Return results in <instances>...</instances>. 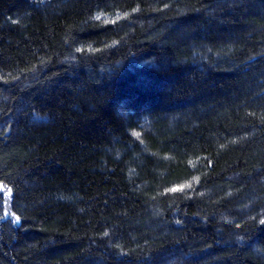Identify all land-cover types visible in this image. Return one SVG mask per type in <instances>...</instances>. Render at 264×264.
<instances>
[{
	"label": "trees",
	"instance_id": "obj_1",
	"mask_svg": "<svg viewBox=\"0 0 264 264\" xmlns=\"http://www.w3.org/2000/svg\"><path fill=\"white\" fill-rule=\"evenodd\" d=\"M0 186V264H264V0H0Z\"/></svg>",
	"mask_w": 264,
	"mask_h": 264
},
{
	"label": "snow or ice",
	"instance_id": "obj_2",
	"mask_svg": "<svg viewBox=\"0 0 264 264\" xmlns=\"http://www.w3.org/2000/svg\"><path fill=\"white\" fill-rule=\"evenodd\" d=\"M97 19H99V17H97ZM0 187H2V186H0ZM181 187H183V186H181ZM176 189H173V191H175ZM9 192H10V190H9ZM17 219H19V218H17Z\"/></svg>",
	"mask_w": 264,
	"mask_h": 264
}]
</instances>
